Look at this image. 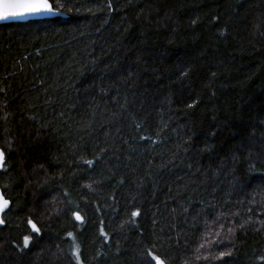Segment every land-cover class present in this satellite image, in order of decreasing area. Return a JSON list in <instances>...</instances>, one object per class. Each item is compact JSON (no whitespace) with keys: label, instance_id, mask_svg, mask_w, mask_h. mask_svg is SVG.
Wrapping results in <instances>:
<instances>
[{"label":"trees","instance_id":"1","mask_svg":"<svg viewBox=\"0 0 264 264\" xmlns=\"http://www.w3.org/2000/svg\"><path fill=\"white\" fill-rule=\"evenodd\" d=\"M54 6L0 26V264H264V0Z\"/></svg>","mask_w":264,"mask_h":264},{"label":"snow or ice","instance_id":"2","mask_svg":"<svg viewBox=\"0 0 264 264\" xmlns=\"http://www.w3.org/2000/svg\"><path fill=\"white\" fill-rule=\"evenodd\" d=\"M55 5V0H0V22L7 21L10 19H23L30 16H49V15H57L58 6ZM89 165L93 163V161H86ZM0 170L7 171L6 167V154L3 149H0ZM10 207V199L5 197L3 191H0V224H3L4 215L6 210ZM132 215L139 216V211H135ZM77 220L82 221V217L79 214H75ZM29 223L32 226L33 231L39 232V228L33 224L31 221ZM102 235L106 236V233H103L101 229ZM29 243V239L26 237L24 240V245L27 247ZM203 247V245H201ZM77 261H80L79 251L75 253ZM149 255H151L149 253ZM224 256H231V252H221L220 259ZM152 260L156 261V264H164V261L161 260L157 256H152Z\"/></svg>","mask_w":264,"mask_h":264},{"label":"water","instance_id":"3","mask_svg":"<svg viewBox=\"0 0 264 264\" xmlns=\"http://www.w3.org/2000/svg\"><path fill=\"white\" fill-rule=\"evenodd\" d=\"M58 13L57 15H49V16H30V17H27V18H23V19H10V20H7V21H3V22H0V26L1 25H4V24H10V23H27V22H30V21H38V20H47V19H54V18H57V17H67L66 14H63L62 12H60L58 10ZM1 149V148H0ZM1 171V170H0ZM0 191H2V189L0 188ZM10 207H11V201H10ZM9 207V209H10ZM8 209V210H9ZM6 210V212L8 211ZM79 223H83V218H82V221L80 220H77ZM1 225V224H0ZM161 259V258H160ZM162 260V259H161ZM156 263V262H155ZM164 264H166L164 262Z\"/></svg>","mask_w":264,"mask_h":264}]
</instances>
